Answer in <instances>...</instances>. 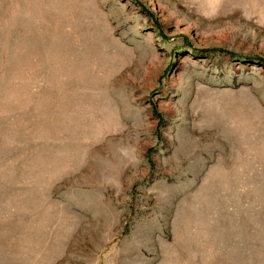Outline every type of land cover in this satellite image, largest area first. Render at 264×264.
<instances>
[{"label":"rangeland","instance_id":"1","mask_svg":"<svg viewBox=\"0 0 264 264\" xmlns=\"http://www.w3.org/2000/svg\"><path fill=\"white\" fill-rule=\"evenodd\" d=\"M0 264H264V0H0Z\"/></svg>","mask_w":264,"mask_h":264}]
</instances>
